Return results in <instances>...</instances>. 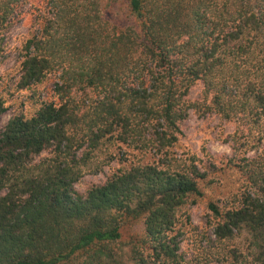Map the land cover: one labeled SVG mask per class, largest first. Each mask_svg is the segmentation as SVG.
I'll list each match as a JSON object with an SVG mask.
<instances>
[{"label":"trees","instance_id":"16d2710c","mask_svg":"<svg viewBox=\"0 0 264 264\" xmlns=\"http://www.w3.org/2000/svg\"><path fill=\"white\" fill-rule=\"evenodd\" d=\"M34 2L0 0V59L6 32ZM39 2L42 28L25 42L19 87L59 71V101L0 130V264H200L183 259L176 226L204 171L193 161L138 162L82 194L74 184L90 152H79L114 140L167 157L197 81L217 113L243 112L259 123L264 0ZM120 4L126 25L104 16ZM76 89L97 98L82 109L71 99ZM47 149L53 155L40 158ZM236 166L246 183L226 205H208L213 233L217 240L244 234L251 264H264V155ZM129 218L142 219V233L123 241Z\"/></svg>","mask_w":264,"mask_h":264},{"label":"rangeland","instance_id":"374dc122","mask_svg":"<svg viewBox=\"0 0 264 264\" xmlns=\"http://www.w3.org/2000/svg\"><path fill=\"white\" fill-rule=\"evenodd\" d=\"M36 1L30 9L25 6L24 13L5 35V52L0 59V99L4 106L0 115V130L13 116L29 118L43 103L59 101L56 91L59 71H51L40 81L19 87L25 42L40 33L42 28L44 9L40 0ZM104 13L113 24L126 25L129 22L123 4L108 8ZM86 93L84 95L76 89V97H71L73 104L82 109L84 105H92L97 97L92 90H86ZM212 98L204 91L201 81L189 88L184 97L188 114L179 122L178 139L168 148L167 157L155 155L152 149L134 148L114 140L101 143L93 152L85 145L79 154L89 150L90 161L74 187L83 194L91 186L103 183L113 173L133 163L158 162L162 166L161 161L165 160H171L176 165H189L193 161L206 176L198 181L199 192L189 195L177 211L176 228L180 231L183 259L188 262L192 259L200 264H251L252 256L244 234L232 239H216L213 233L215 219L208 205L224 206L228 197L244 188L245 176L236 165L243 156L264 155V118L256 124L241 112L227 119L212 108ZM49 150L39 157H51L53 154ZM141 233L142 219L129 218L122 230V239H135ZM231 250L236 253V259ZM216 255L219 256L218 261ZM223 255H226L225 259Z\"/></svg>","mask_w":264,"mask_h":264}]
</instances>
